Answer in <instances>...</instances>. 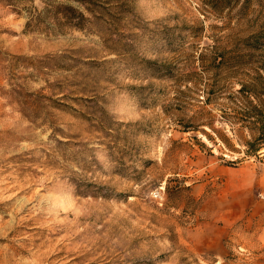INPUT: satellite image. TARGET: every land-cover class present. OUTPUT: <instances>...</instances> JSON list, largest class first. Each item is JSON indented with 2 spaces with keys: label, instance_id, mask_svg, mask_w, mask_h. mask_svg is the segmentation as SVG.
Masks as SVG:
<instances>
[{
  "label": "rangeland",
  "instance_id": "obj_1",
  "mask_svg": "<svg viewBox=\"0 0 264 264\" xmlns=\"http://www.w3.org/2000/svg\"><path fill=\"white\" fill-rule=\"evenodd\" d=\"M242 85L264 0H0V264H264L215 256L264 200Z\"/></svg>",
  "mask_w": 264,
  "mask_h": 264
},
{
  "label": "crops",
  "instance_id": "obj_2",
  "mask_svg": "<svg viewBox=\"0 0 264 264\" xmlns=\"http://www.w3.org/2000/svg\"><path fill=\"white\" fill-rule=\"evenodd\" d=\"M218 218L228 226L223 235L221 234V238L227 237L230 242L215 247V256L217 254L224 256L225 253L236 250L237 245L244 247L251 254L257 252V257L263 255L264 200H252L250 209L246 207L241 213L228 217L221 214Z\"/></svg>",
  "mask_w": 264,
  "mask_h": 264
},
{
  "label": "trees",
  "instance_id": "obj_3",
  "mask_svg": "<svg viewBox=\"0 0 264 264\" xmlns=\"http://www.w3.org/2000/svg\"><path fill=\"white\" fill-rule=\"evenodd\" d=\"M79 1H82L86 4L90 2V0H79ZM207 1L214 6H221L228 4L231 0H207ZM68 10L72 12L71 14L65 15L66 21L69 22L68 24H70V26L82 29L84 23L87 20L84 14L72 7H69ZM25 25L27 27L30 26V22L27 21ZM255 39L257 41L259 40L257 36H255ZM245 91L249 93L252 92L255 95L264 96V87H260L258 89L257 87L242 85L239 88V92H245ZM247 110H249V108ZM250 111L252 112V115H249V113H247L246 118L247 120H250V118H252L250 123L254 128L257 129V135L252 141L247 142L249 148L247 151H249L252 154H256L257 151L260 149V147L264 146V101H259V103L251 105Z\"/></svg>",
  "mask_w": 264,
  "mask_h": 264
},
{
  "label": "built area",
  "instance_id": "obj_4",
  "mask_svg": "<svg viewBox=\"0 0 264 264\" xmlns=\"http://www.w3.org/2000/svg\"><path fill=\"white\" fill-rule=\"evenodd\" d=\"M155 197H156V195H155ZM237 249H238V251H240V252H246L244 248L237 247Z\"/></svg>",
  "mask_w": 264,
  "mask_h": 264
}]
</instances>
